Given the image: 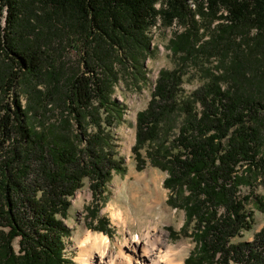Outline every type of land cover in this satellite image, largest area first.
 <instances>
[{
    "label": "trees",
    "instance_id": "obj_1",
    "mask_svg": "<svg viewBox=\"0 0 264 264\" xmlns=\"http://www.w3.org/2000/svg\"><path fill=\"white\" fill-rule=\"evenodd\" d=\"M36 1L42 10L49 8V20L84 32V71L68 79L59 115L48 103L40 105L53 117L39 124L30 122L31 106L25 107L15 92L19 74L5 82L9 101L0 97V264L75 263L65 254L71 231L61 218L67 216L69 198L85 180L94 193L103 191L113 171L122 168L110 129L126 109L113 97L115 60L143 68L140 59L156 52L150 32L158 22L184 26L170 40L171 51L183 62L220 56L227 72L212 74L213 81L182 103V69L161 72L149 107L137 114L133 150L138 168L145 166L140 146L171 110L167 105L186 108L184 149L166 162L153 161L169 173L164 181L168 203L185 211V225L195 222V247L185 264H264V227L252 241L231 243L251 227L247 208L254 193L241 188L253 187L264 176V0H0V58L15 61L19 72L30 76L41 73L34 63L40 56L22 48L15 36L19 27L24 29L18 21L21 10ZM224 80L229 88L221 87ZM255 198L264 208V196ZM99 208L91 209L95 217ZM98 228L108 233L105 226Z\"/></svg>",
    "mask_w": 264,
    "mask_h": 264
},
{
    "label": "rangeland",
    "instance_id": "obj_2",
    "mask_svg": "<svg viewBox=\"0 0 264 264\" xmlns=\"http://www.w3.org/2000/svg\"><path fill=\"white\" fill-rule=\"evenodd\" d=\"M42 5L36 1L28 8L21 10L18 21L24 29L19 27L18 32L21 33L15 36V41L22 48L29 49L40 56L36 57L34 63L41 66V73L38 76L21 74L15 61L14 63L7 58H0V97L3 102L9 101L4 92L7 88L5 82L10 79L11 74H19L15 83V92L20 94L25 107L31 106L29 120L33 124H39L48 117H53L52 111L43 113L40 105L45 103H48V107L53 109L57 115L60 114L64 91L69 88L68 79L84 71V32L62 28L61 23H57L59 22L57 18L49 20L50 17L47 16L49 8L42 10ZM183 27L181 24L164 27L161 22H158L151 29L152 48L155 47L156 52L146 60L140 59L143 68L135 67V63L125 62L124 66H121L120 62L115 60L114 72L118 76L111 85L113 97L126 109L123 120L110 126V129L114 133V150L122 168L113 171L103 191L94 193L90 188V181L85 180L83 187L69 198L70 206L67 216L61 218L71 231V235L65 237V254L73 257L75 262L73 264H78L76 258L79 246L85 238L87 229L92 233H101L103 231L98 227L103 225L108 232L103 233L110 236L112 242L118 238L123 239L121 229L112 218L114 207L122 210L128 218V236L138 235L144 230L158 226L171 244L185 242L190 246L185 261L195 247L192 237L195 222L185 225V211L168 203L170 190L165 187L164 181L169 173L167 169L153 164V161L159 164L156 159L166 162L170 156L184 149L181 136L182 127L189 120L186 108L179 107V104L177 106L170 103L167 105L171 107V110L154 125L152 135L140 146V153L145 160V166L142 169L138 168V159L133 150L138 130L137 114L149 107L161 72H174L182 69L184 77L180 97H178L180 101L192 96L205 84L213 81L212 74L226 75L227 70L222 67L220 56H214L209 61L188 60L186 62L179 59L180 54L175 56L171 51L170 40L182 33ZM144 73L146 74L145 79L142 76ZM229 86V80L222 81V88H229ZM50 93L53 97H57L56 101L49 99ZM197 109L202 110L200 103H197ZM45 114L47 115L43 116ZM254 183L253 187L241 188L244 194L254 193L253 200L247 208L249 213H252L248 219L251 227L232 237L231 243L252 241L264 227V208L257 204L255 198V195L264 196V176ZM156 202L163 204L164 207L160 206L157 209L151 207ZM97 206L100 208L98 216L95 217V211L91 209L95 210ZM14 246L18 249L17 240Z\"/></svg>",
    "mask_w": 264,
    "mask_h": 264
},
{
    "label": "bare ground",
    "instance_id": "obj_3",
    "mask_svg": "<svg viewBox=\"0 0 264 264\" xmlns=\"http://www.w3.org/2000/svg\"><path fill=\"white\" fill-rule=\"evenodd\" d=\"M160 206L163 204L156 202L151 207ZM112 218L121 229L123 239L112 242L107 235L87 229L79 246L78 264H185L190 250L185 242L171 244L158 226L128 236V218L124 212L114 207Z\"/></svg>",
    "mask_w": 264,
    "mask_h": 264
}]
</instances>
